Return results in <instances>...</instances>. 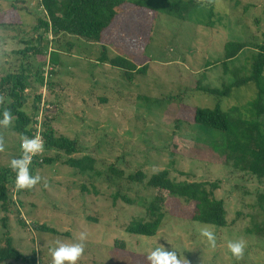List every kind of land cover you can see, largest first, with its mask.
Listing matches in <instances>:
<instances>
[{
  "label": "rangeland",
  "instance_id": "rangeland-1",
  "mask_svg": "<svg viewBox=\"0 0 264 264\" xmlns=\"http://www.w3.org/2000/svg\"><path fill=\"white\" fill-rule=\"evenodd\" d=\"M171 1L150 0L152 9L145 16L153 24L147 49L149 67L146 75L128 81L121 70L96 61L99 44L73 36L55 42L43 27L35 29L38 18L45 16L39 0H0V20L15 6L23 22L0 27V79L16 72L21 60L24 66L28 64L26 108L40 95L43 115L56 134L78 140L80 153L73 156L88 154L96 160L94 172L80 174L64 164V153L45 150L40 158L50 157L54 162L30 167V173L39 175L41 181L17 193L19 212L0 209V245L8 231L14 247L23 254H36L39 264H51L49 247L57 240L77 241L83 232L84 252L78 264H150L148 252L163 246L185 264H264V232H256L257 227L264 228V214L256 206L258 194L264 193V178L219 161L224 150L219 131L176 124L180 102L216 105L215 97L196 89L198 83L221 88L248 73L256 45L264 42V0H214L213 26L207 25L204 8L185 19L169 13ZM135 41L141 39L135 36ZM228 41L244 42L246 47L227 62L225 70L224 45ZM27 42L48 47L44 64L32 51L17 53L30 46ZM37 68L43 71L42 83L36 81ZM255 94L252 83L242 85L220 99V106L228 110ZM10 101L0 92V107ZM20 138L13 121L0 126V169L9 168L10 159L22 154ZM197 143L212 146L219 158L215 160L210 152H201L194 159L185 155ZM111 165L116 176L110 173ZM163 169L177 181L217 182L214 194L224 201L227 225L191 221L187 205L170 200L164 207L160 205L165 215L156 235L128 233L126 227L132 220L146 219L154 194L128 176L137 171L150 176ZM40 223L55 228L58 234L36 231L34 226ZM202 228L215 232V247L201 235ZM237 239L247 244L239 260L227 248L229 240Z\"/></svg>",
  "mask_w": 264,
  "mask_h": 264
},
{
  "label": "trees",
  "instance_id": "trees-1",
  "mask_svg": "<svg viewBox=\"0 0 264 264\" xmlns=\"http://www.w3.org/2000/svg\"><path fill=\"white\" fill-rule=\"evenodd\" d=\"M45 16L38 18V25L43 27L56 38L73 36L85 41L97 43L101 46L98 63L108 64L123 72L124 77L131 81L135 75H146L150 57L147 49L150 45L153 24L145 17L148 9H152L150 0H39ZM199 8L208 12V26H213L215 15L214 0H173L167 5V11L185 19L186 15ZM8 17L0 20V27H8L14 24L22 25L19 10L11 7ZM15 13V16H14ZM220 21V20H219ZM137 32V34H136ZM135 36L141 42L135 41ZM41 35L36 37L38 41ZM134 41V42H133ZM54 42V43H55ZM23 50L18 54H26L32 51L34 56L44 64L49 56L48 47L31 45L27 42ZM56 45V43H55ZM246 47L244 42L228 41L224 45V61L235 58ZM121 53H116L115 50ZM256 53L252 56L248 73L238 77L234 82L223 84L221 88L197 84L196 89L217 99L214 107L189 106L180 102L176 112V124L184 122L202 126L209 130H217L223 134V155L221 159L212 146L203 143L194 144V147L184 152L190 158L200 157L201 152H210L213 157L219 158L221 163L230 165L234 169L249 172L258 179L264 178V42L256 45ZM53 53V50L51 51ZM49 58V57H48ZM52 62V57H50ZM39 62V63H40ZM30 66H24L21 60L16 72L6 74L0 79V92L7 95L11 101L0 107V114L9 110L12 115L13 129L18 134L31 136L32 124L40 107V95L33 97V101L27 109L29 95L26 90L30 86ZM36 81L43 82V71L36 69ZM252 83L255 86V96L242 105H235L228 110L220 106V99L229 97L235 88ZM2 118V115H0ZM43 117L42 135L45 150H55L64 153L67 158L64 164L75 169L78 173H90L95 171L96 160L93 156L80 153V145L77 139L65 135H57L54 128ZM22 155V154H21ZM20 155V156H21ZM193 158V159H194ZM56 160V159H55ZM54 160L45 157L41 160L34 158L30 167L42 166L52 163ZM110 173L116 176L117 171L111 165ZM121 174V173H120ZM15 173L10 168L0 169V209L2 212H10L11 209L19 212L18 199L14 200L11 188L14 187ZM128 180L136 182L153 190V201L146 208V219L132 220L126 227V231L135 235H156L163 217L164 211L160 207L170 200L187 205V217L191 221L204 224L226 226V212L224 201L216 198L214 191L219 188L217 182L177 181L170 177L167 169L159 170L150 176L143 171L130 174ZM83 190H87L83 186ZM21 191V190H19ZM17 191V192H19ZM119 193L115 194V198ZM125 201L130 202L126 196ZM256 206L264 214V193H259ZM6 227V217L2 218ZM32 226H34L32 224ZM36 231L58 234V231L44 223L34 226ZM256 232L261 234L264 228L257 227ZM14 241L8 231L4 233V240L0 245V264H39L40 259L36 254L25 255L13 245ZM124 246V243H120ZM119 249V247L116 245ZM123 248V247H122ZM180 264H185L180 261ZM193 264V263H188Z\"/></svg>",
  "mask_w": 264,
  "mask_h": 264
},
{
  "label": "clouds",
  "instance_id": "clouds-1",
  "mask_svg": "<svg viewBox=\"0 0 264 264\" xmlns=\"http://www.w3.org/2000/svg\"><path fill=\"white\" fill-rule=\"evenodd\" d=\"M0 115H2L0 126L7 127L12 124V115L9 110L3 111ZM20 148L22 155L12 157L8 164V167L15 173L14 185L18 191L33 188L41 181L39 175H32L30 173L29 166L32 164L33 156L43 152L44 142L39 134L34 137L22 135L20 138ZM0 150H3L2 143H0ZM201 235L207 239L212 247H215L216 235L213 230L202 228ZM85 238L86 234L81 232L77 241H55L48 249L51 256V264H78L84 252L83 242ZM246 246V241L243 239L229 240L227 243L228 251L237 260L243 257ZM147 258L150 264H180L176 253L172 250H167L165 246L154 248L148 252Z\"/></svg>",
  "mask_w": 264,
  "mask_h": 264
},
{
  "label": "built area",
  "instance_id": "built-area-1",
  "mask_svg": "<svg viewBox=\"0 0 264 264\" xmlns=\"http://www.w3.org/2000/svg\"><path fill=\"white\" fill-rule=\"evenodd\" d=\"M43 107H42V104L41 106L39 107V110H38V113L37 115L35 116L34 118V121H33V124H32V133H31V136L29 137H34L36 136L37 134H39L42 139H43V142H44V138H43V135H42V130H43V126H42V123H43ZM45 151V146H44V150L43 152L33 156L32 158V162H33V159L34 158H39V160H41L40 156H42V154L44 153ZM30 168V166H29ZM17 189L15 188V185L13 188H11V193H12V196H13V199L16 200L17 199Z\"/></svg>",
  "mask_w": 264,
  "mask_h": 264
}]
</instances>
